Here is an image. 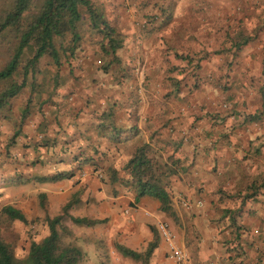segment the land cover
Wrapping results in <instances>:
<instances>
[{"label": "rangeland", "instance_id": "obj_1", "mask_svg": "<svg viewBox=\"0 0 264 264\" xmlns=\"http://www.w3.org/2000/svg\"><path fill=\"white\" fill-rule=\"evenodd\" d=\"M1 1L0 12L3 10ZM93 1L103 11L109 23L124 36V46L117 52L118 60H112L111 55L103 53L98 45L100 37L96 33L82 31L83 36L74 55L68 54L71 43L66 37L55 43L59 52V64L56 65L50 57L42 58L19 92L0 107V209L3 205L11 204L27 220L26 223L16 219L8 220L0 213V237L11 245L19 260L27 257L30 242L40 240L47 232L44 213L47 212L51 217L59 215L62 206L70 202L71 206L67 209L70 214L72 207L80 201L79 195L83 193L76 191L70 197L63 196L73 180H62L54 184L58 188L55 193H51L56 196L62 194V201L52 200L49 206L46 196L45 206L42 208L39 194L46 195L49 192L46 185L49 182L37 181L38 176H52L66 171L74 172V178L79 181L84 170H90L96 165L101 169L100 172L97 171L98 182H109L108 169L112 167V163L100 157L94 146L90 148L88 145L83 156L85 159L78 160L76 157L80 163L74 162L73 158L77 156L80 147L66 145L70 134L66 127L72 123L77 126L80 124V127L92 132L90 121L93 117L88 112L91 107L112 104L113 99L108 94L115 89V82L119 89L125 87L126 83H130L129 88H134L135 91L140 87V99L147 106L173 107L179 114L183 113L181 110L184 107H188L187 110L191 113L193 109L200 107L198 112H202L207 123L203 126L214 128L221 137V150H227L230 147L228 143H233L229 150L237 154L233 157L236 163L240 161V153L254 154L255 184L262 186L261 189L256 188L254 209L257 210L259 201H264V104L261 99V91L264 92V61L261 64L254 63L252 80L242 81L233 73L239 69L237 65L242 51L240 46L253 43L251 46L255 47L256 43L257 46L264 47V0ZM177 10L178 16L169 13ZM193 11L195 14L191 13ZM132 13L139 17L131 22L132 28L137 30L136 34L133 31L125 33L128 30L129 14ZM204 21H208V25ZM12 35L7 34L0 41V70L10 56ZM159 40L169 43L171 50L167 51L170 54H177L183 60L187 57L191 61L183 67L173 66L175 70L182 71L183 75L178 78L175 74L169 75L165 88L163 85L167 83L159 75L163 67L158 66L156 59L160 49ZM197 43L203 48L198 47ZM212 43H218L219 47L209 49L211 47L207 46ZM131 49L132 56H140L143 64H148V70L142 75L139 68L143 64L136 61V58L133 62ZM251 51L255 52V48ZM221 52H225L226 71L229 72L227 75L218 78L194 77L201 69L199 59ZM107 62L110 65L105 72L103 66ZM14 80L20 81L21 76L15 75ZM7 87L8 82L0 81V92ZM159 87L162 91L158 92ZM168 87L174 90L173 95L163 91ZM199 87L201 90H198ZM209 89L213 90L212 94L208 92ZM98 90L101 95L96 99ZM134 99L138 100V97H132L131 101ZM219 107L223 112L217 111ZM249 109L254 110V113H248ZM86 114L90 117H86ZM218 114L219 117L214 116ZM253 114L259 117L249 121L247 116ZM88 118H91L90 121ZM82 121L84 123L81 125ZM251 129H255V137L249 138L248 143L242 145L241 136H250ZM145 149L146 154L151 156L150 150ZM150 158L155 161L153 156ZM237 169L241 167L238 166ZM122 170L120 166L117 172L120 180L116 178L114 185L122 187L120 192L130 191V182H126L130 180V176L127 170ZM88 200L89 197L87 202ZM257 216L258 214L254 215V221ZM166 219L161 221L170 226L169 220L172 218L166 215ZM64 224L85 253L78 264H143L141 260L124 258L116 250L115 245L119 244L117 226L107 218L92 226L76 225L68 218H65ZM183 224L187 228L186 223ZM167 257L164 252L155 261L150 257L147 264H166Z\"/></svg>", "mask_w": 264, "mask_h": 264}, {"label": "crops", "instance_id": "obj_2", "mask_svg": "<svg viewBox=\"0 0 264 264\" xmlns=\"http://www.w3.org/2000/svg\"><path fill=\"white\" fill-rule=\"evenodd\" d=\"M169 13L178 16L179 11H169ZM191 13L195 14L194 11ZM129 17L128 30L125 33L133 31L136 34L137 30L132 28L131 22L139 17L133 13L129 14ZM204 23L208 25V21ZM159 42L160 49L156 59L158 66L163 67L159 75L163 78V82L167 83L163 85L165 88L169 82L167 80L169 75L175 74L176 78L183 75L182 71L175 70L174 67H183L191 61L183 60L177 57V54H170L167 51V49L171 50L169 43H163L161 40ZM197 45L202 47L200 43ZM218 45V43H212L207 47L214 49L219 47ZM251 45L253 43L239 47L242 50L239 53L241 60L237 65L239 69L233 73H236L242 81L252 80L253 73H255L253 72L254 63L261 64L264 61V47L257 46L256 43L255 47ZM207 47L205 46L206 49ZM254 48L255 52L251 51ZM224 53L211 54L207 58L199 59L201 69L194 77L218 78L227 75L229 72L226 71ZM132 54L131 49L134 62L136 57ZM168 57L169 60H167ZM140 58V56L136 58V61L143 64ZM146 69L148 70V64L144 63L139 68L141 75L147 71ZM113 87L115 89L108 94L109 98L113 99L112 104L105 107H91L88 113L89 115L92 113L91 122H96L98 115L108 110L113 121L110 122L109 128L114 130V127H118L116 130L121 132L115 130V136H105L93 129L91 125L92 132H88V129L80 127V124L77 126L72 123L66 127L70 133L67 138L70 142L67 146L80 147L77 154L81 157L78 158L85 155L88 145L90 148L94 146V149H98L97 154L108 159L112 163L111 168L119 171V167L129 158L136 146L148 144L150 155L173 169L166 190L171 198V208L176 221L169 220L170 226L167 225L174 231L177 245L188 252L191 264H264V201H259L257 210L254 209V154L240 153V161L236 163L233 157L237 154L229 150L233 143H228L230 147L228 146L227 150L224 148L221 150L223 144L220 141L221 137L214 128L203 126L207 123L202 112H198L200 107L193 109V114L191 111L188 112V107H184L181 110L183 113L179 114V111L173 107L172 109L144 104L140 99L142 97L140 87L135 91L134 88H129L130 83H126L125 87L119 89L116 82ZM198 90L201 88L199 87ZM159 91H162L161 87ZM163 91L168 92L169 95L175 93L171 87ZM208 92L212 94L213 90L209 89ZM100 95V90L96 91V99ZM132 97H138V100L131 101ZM194 97L197 98V96ZM116 99L118 101H115ZM220 109V107L217 108V111L223 112ZM247 111L254 113L251 109ZM89 115L86 114V117H90ZM214 116L219 117L220 114ZM89 119L91 118H88V121ZM83 123L82 121L81 125ZM250 132L248 137L246 134L241 136L243 137L240 140L243 142L242 145L248 143L249 138L255 137V129H251ZM240 148L242 149L243 146ZM238 166L241 169H237ZM97 174V171L90 168V170H84L79 181L78 178H74L76 176L62 179L73 180L63 196L70 197L76 191H83L79 195L80 201L73 206L74 211L72 207L70 214L93 219L107 218L117 226L119 244L143 251L153 239L150 227H155L157 221L166 219V214L158 209L159 200L151 195H142L136 199L135 188L130 180L126 182H130L131 190L120 192L122 187L119 188L114 185L115 183H99L96 178ZM55 183L46 184L50 192H46L49 206L52 200L62 201V194L60 196L51 195L57 191L58 185H54ZM184 202L190 205L186 207ZM257 214L256 221H254V215ZM183 223H186L187 228ZM164 252L167 253V248L160 238L151 259L155 261ZM166 264H174V262L167 257Z\"/></svg>", "mask_w": 264, "mask_h": 264}, {"label": "trees", "instance_id": "obj_3", "mask_svg": "<svg viewBox=\"0 0 264 264\" xmlns=\"http://www.w3.org/2000/svg\"><path fill=\"white\" fill-rule=\"evenodd\" d=\"M1 6L3 10L0 12V41L7 34L12 33L13 44L10 47V56L0 70V81L8 82V87L0 92V107L19 92L28 75L30 73L33 75V71L42 58L50 57L56 65L59 64V52L55 47L57 41L61 42L68 37L71 43L68 47V54L74 55L76 48L80 45L82 31L83 33L86 31L96 33L100 37L98 45L104 54L112 56V60H118L117 52L124 46L123 34L109 23L103 11L96 6L93 0H2ZM109 65L110 62H107L103 66L105 72L108 71ZM15 75H20L21 80L15 81ZM261 99L264 104L263 91H261ZM110 116L111 113L105 110L98 115V122L90 121L91 126L105 136H115L114 133L118 127H114V130L109 128L112 121ZM258 117L253 114L248 117V120L254 121ZM116 132L121 131L116 130ZM145 148L150 150L146 143L136 146L121 166V170H127L135 188L136 199L142 195L157 198L160 202L158 209L176 221L171 208V198L166 190L173 169L160 159L151 160ZM79 156L77 154L73 158L77 164L80 163L79 159H85L83 156L78 158ZM91 168L94 171H101L96 165ZM108 170H110L109 182L114 184L116 178H120L117 173L119 171L111 168ZM74 175V172L61 171L57 175L38 176L36 180L55 183ZM258 187L260 186L255 184V192ZM45 197L44 193L39 194L42 208L45 206ZM69 206H71L70 202L62 206L61 214L52 217L47 212L44 213L43 220L47 232L40 240L30 242L27 257L24 260H19L11 245L0 237V264H78L84 258L85 253L64 224L65 218L73 224L84 226H92L105 219L74 216L67 212ZM0 213L8 220L16 219L23 223L27 222L24 214L11 204L3 205ZM150 230L153 233V239L143 251L120 244L115 245L116 250L124 258L141 260L143 264H147L160 239L154 227H150Z\"/></svg>", "mask_w": 264, "mask_h": 264}, {"label": "built area", "instance_id": "obj_4", "mask_svg": "<svg viewBox=\"0 0 264 264\" xmlns=\"http://www.w3.org/2000/svg\"><path fill=\"white\" fill-rule=\"evenodd\" d=\"M184 205L187 207L190 204L184 202ZM155 229L166 245L167 256L174 262V264H191L188 252L177 245L176 235L167 223L164 221H157Z\"/></svg>", "mask_w": 264, "mask_h": 264}]
</instances>
